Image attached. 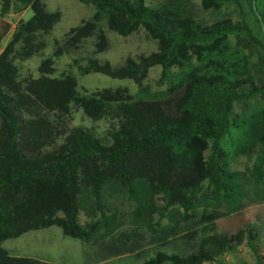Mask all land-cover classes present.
Returning a JSON list of instances; mask_svg holds the SVG:
<instances>
[{
    "label": "trees",
    "instance_id": "obj_1",
    "mask_svg": "<svg viewBox=\"0 0 264 264\" xmlns=\"http://www.w3.org/2000/svg\"><path fill=\"white\" fill-rule=\"evenodd\" d=\"M15 1L19 6L3 0L2 14L20 13L34 0ZM78 1L95 12L54 40L55 54L94 38L89 56L74 60L79 74L130 80L138 92L79 94L72 75L10 79L4 63L40 55L59 18L46 22L44 12L18 22L0 58V264H50L11 257L2 244L53 226L92 248L98 262L139 256L144 244L132 239L140 235L155 247L140 264H224L246 239L259 238L251 226L221 233L217 221L264 204V0H199L198 8L192 0ZM198 10L214 20L205 23ZM139 30L155 52L120 66L96 57L108 48V32L128 37ZM155 66L158 85L167 87L150 94L143 83ZM71 104L92 122L109 120L106 136L70 127ZM81 211L92 221L81 224ZM155 213L168 223L153 224ZM173 240L189 251L164 252Z\"/></svg>",
    "mask_w": 264,
    "mask_h": 264
},
{
    "label": "rangeland",
    "instance_id": "obj_2",
    "mask_svg": "<svg viewBox=\"0 0 264 264\" xmlns=\"http://www.w3.org/2000/svg\"><path fill=\"white\" fill-rule=\"evenodd\" d=\"M198 8L199 0H192ZM14 6L18 3L12 0ZM3 0H0V58L6 50L9 43L12 41V34L20 20L31 22L36 14H44L45 21L58 17V22L49 31L47 35V48L38 56H35L27 61H14L4 63L10 79H15L20 82L27 80H37L42 76L48 78H61L63 75H72L77 80V91L79 94H89L102 89H116L119 87L126 88L132 96L138 92V87L130 80L112 79L107 76L91 73L81 76L74 65V60L78 62L89 56L93 50L95 39L88 38L79 49L70 51L69 53L55 54L54 40L62 41L65 35L74 28L84 25L93 16L95 9L92 5H87L78 0H34L26 10L15 13L12 9L7 14H2ZM234 20H238L239 12L236 8H230ZM199 17L205 23L214 20V16L210 13L199 12ZM246 15L247 9H244ZM248 15V13H247ZM246 20L250 19L248 17ZM251 22V19L249 20ZM31 25V23H30ZM32 24L33 29L40 28L41 24ZM9 26L8 30L6 28ZM108 48L97 54L96 57L100 61H108L112 66H120L123 64L126 57L137 58L140 55H148L157 50L156 43L147 37L145 31L139 30L128 37H121L115 33L108 32L106 34ZM84 63V62H82ZM161 75V67L155 66L149 70L147 79L143 85L148 86L150 94L164 92L167 85H158V80ZM70 115L66 122L70 127H82L83 129L92 130L99 137L104 138L107 131L111 128L109 120H101L92 122L88 119L82 110L74 104L69 106ZM234 111L238 114L242 113L240 106H235ZM59 115L58 112H56ZM156 205H161L160 197H157ZM97 212L95 219H99ZM92 221L83 211L79 213V222L81 224ZM167 218L160 219L155 213L152 218V223H160L161 226L168 223ZM218 229L224 234H233L240 228L251 226L253 228L252 235L258 233V237L254 241L245 240L238 249L223 257L224 264H257L253 249L250 244L256 247L259 255L263 257L264 264V204H256L246 207L233 215L226 216L217 221ZM129 225H126L122 230H127ZM145 230L142 235L146 237ZM140 236V235H139ZM139 236L136 241H141L144 244L142 249H139L140 255L136 253H128L120 255L117 258H111L106 261H97L94 251L89 246L85 245L78 239L65 237L58 227H50L48 229L30 231L18 238L10 239L2 244L11 257L14 258H30L50 264H140L144 259L153 254L154 246L146 245L148 237L143 241ZM250 243V244H248ZM132 244V243H131ZM188 245H183L179 241H170L164 245L162 250L166 253H177L185 255ZM215 264V263H205Z\"/></svg>",
    "mask_w": 264,
    "mask_h": 264
},
{
    "label": "crops",
    "instance_id": "obj_3",
    "mask_svg": "<svg viewBox=\"0 0 264 264\" xmlns=\"http://www.w3.org/2000/svg\"><path fill=\"white\" fill-rule=\"evenodd\" d=\"M235 214V213H234ZM233 215V214H232ZM135 255H136V253H135Z\"/></svg>",
    "mask_w": 264,
    "mask_h": 264
}]
</instances>
